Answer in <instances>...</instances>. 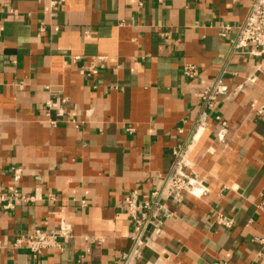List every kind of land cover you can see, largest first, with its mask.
Wrapping results in <instances>:
<instances>
[{"label":"crops","instance_id":"1","mask_svg":"<svg viewBox=\"0 0 264 264\" xmlns=\"http://www.w3.org/2000/svg\"><path fill=\"white\" fill-rule=\"evenodd\" d=\"M250 2L0 0V193L39 195L0 207V240L62 220L73 233L62 252L0 248V264H113L129 251L125 197L148 199L171 171L199 93L222 73L230 90L190 151L209 193L162 201L140 264H264V55L230 45ZM93 56L105 60L89 75ZM186 63L198 77L184 76ZM12 167L23 169L17 184ZM216 212L235 226L213 224Z\"/></svg>","mask_w":264,"mask_h":264},{"label":"built area","instance_id":"2","mask_svg":"<svg viewBox=\"0 0 264 264\" xmlns=\"http://www.w3.org/2000/svg\"><path fill=\"white\" fill-rule=\"evenodd\" d=\"M65 0H49L51 8L61 5ZM229 29V27H227ZM225 36V33H222ZM231 53L247 54L261 57L264 55V0H251L248 11L238 26V33L231 39ZM89 70V75L97 73V66L101 65L105 57L93 56ZM74 60H79L75 57ZM199 68L194 63L184 65L183 74L188 79H194L199 76ZM230 88L225 82L223 73L220 74L214 83L205 87L199 96L202 101V108L193 123V128L186 133L185 138L179 141L173 147L174 163L169 173L159 175V182L151 195L146 200H140L137 189L128 193L124 199L125 207L135 223L136 233L134 236V246L123 252L113 264H140L141 250L145 244V236L148 233L153 220L152 214L167 198L180 200L184 193L195 197L208 195L209 188L200 181L199 174L194 169L190 159V151L197 141L202 137L209 127L210 111H214L217 104L228 94ZM49 108L57 106V102L52 100L47 102ZM262 112V109L260 110ZM219 118V117H218ZM55 123V122H53ZM1 129V121H0ZM179 133H184L180 127ZM218 139L224 141L225 129L218 133ZM14 183L17 184L22 179L23 169L21 167H12ZM261 202L257 207L264 212V191L261 193ZM39 199L38 193L34 195H25L16 185L10 186L7 192L0 193V207L3 209H14L19 202H35ZM82 206L87 205V201H80ZM212 223L225 229H231L235 226L234 217L216 212ZM73 237L72 229L64 220L52 232H46L36 229L31 233L21 234L12 245H7L0 240V248L26 249L33 255H40L44 251L51 250L62 252L66 242ZM263 242V240H260Z\"/></svg>","mask_w":264,"mask_h":264}]
</instances>
